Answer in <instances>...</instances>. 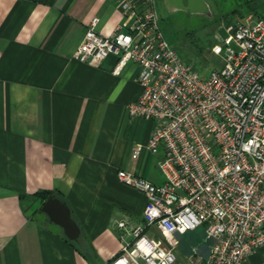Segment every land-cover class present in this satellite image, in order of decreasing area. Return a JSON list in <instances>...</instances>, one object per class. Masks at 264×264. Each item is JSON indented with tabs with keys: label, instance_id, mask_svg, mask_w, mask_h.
I'll list each match as a JSON object with an SVG mask.
<instances>
[{
	"label": "crops",
	"instance_id": "crops-1",
	"mask_svg": "<svg viewBox=\"0 0 264 264\" xmlns=\"http://www.w3.org/2000/svg\"><path fill=\"white\" fill-rule=\"evenodd\" d=\"M95 16L101 35L122 21L114 0H0V264L110 261L121 246L116 222L141 223L146 202L117 170L163 179L158 156L143 149L131 157L153 126L127 112L140 92L137 66L116 75L113 55L97 66L73 57ZM40 190L68 205L80 228L76 246L32 214ZM178 239L180 264L192 247H207L201 228ZM263 255L258 248L244 264Z\"/></svg>",
	"mask_w": 264,
	"mask_h": 264
},
{
	"label": "built area",
	"instance_id": "built-area-1",
	"mask_svg": "<svg viewBox=\"0 0 264 264\" xmlns=\"http://www.w3.org/2000/svg\"><path fill=\"white\" fill-rule=\"evenodd\" d=\"M114 1L122 14L114 32L101 35L91 18L73 57L97 66L113 55L116 75L137 66L140 92L127 112L153 126L131 157L158 156L163 179L117 170L146 202L141 223L116 222L120 250L104 264H180L178 236L196 228L207 247H192L188 264H244L264 247V17L249 11L225 37L215 34L210 52L221 64L203 77L165 38L156 0Z\"/></svg>",
	"mask_w": 264,
	"mask_h": 264
},
{
	"label": "rangeland",
	"instance_id": "rangeland-1",
	"mask_svg": "<svg viewBox=\"0 0 264 264\" xmlns=\"http://www.w3.org/2000/svg\"><path fill=\"white\" fill-rule=\"evenodd\" d=\"M209 13H191L184 10L168 11L163 0H156L160 15V28L179 57L184 63L191 65L200 76L206 77L211 70L219 68L221 59L210 52L215 43V34L225 37L227 27L231 30L236 21H240L249 11L255 10L260 0H204ZM40 205L33 207L32 214L49 223L45 213L39 211ZM30 214V212H29ZM148 235L155 238L159 234L149 231Z\"/></svg>",
	"mask_w": 264,
	"mask_h": 264
},
{
	"label": "water",
	"instance_id": "water-1",
	"mask_svg": "<svg viewBox=\"0 0 264 264\" xmlns=\"http://www.w3.org/2000/svg\"><path fill=\"white\" fill-rule=\"evenodd\" d=\"M168 11L184 10L191 13H209L208 4L204 0H163ZM40 211L45 213L48 220L59 226L66 238L77 240L80 236V228L73 219L70 209L65 201L51 195L45 199Z\"/></svg>",
	"mask_w": 264,
	"mask_h": 264
},
{
	"label": "trees",
	"instance_id": "trees-1",
	"mask_svg": "<svg viewBox=\"0 0 264 264\" xmlns=\"http://www.w3.org/2000/svg\"><path fill=\"white\" fill-rule=\"evenodd\" d=\"M256 8H258V9H260V10H262V14H259L258 12H256L255 10H252V12L253 13H255V14H258V15H260V16H263L264 17V0H260V4L256 7ZM243 17V16H242ZM236 23V22H235ZM35 197L39 200V202H40V206H41V204H42V202L45 200V199H47V197H49V196H51L52 195V193H50L49 191H46V190H40V191H38V192H35ZM39 206V207H40ZM39 211H40V209H39ZM203 228H201V230H202ZM204 232V231H203ZM66 238V237H65ZM70 243H72L74 246H76V241L77 240H70V239H68V238H66Z\"/></svg>",
	"mask_w": 264,
	"mask_h": 264
}]
</instances>
